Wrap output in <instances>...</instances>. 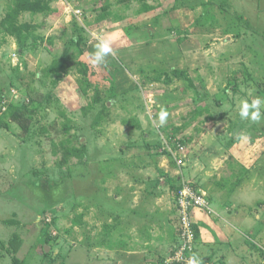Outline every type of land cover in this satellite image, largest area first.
Instances as JSON below:
<instances>
[{"label": "rangeland", "instance_id": "1", "mask_svg": "<svg viewBox=\"0 0 264 264\" xmlns=\"http://www.w3.org/2000/svg\"><path fill=\"white\" fill-rule=\"evenodd\" d=\"M47 1L22 46L0 0V264L182 260L185 182L210 205L197 264H264V0Z\"/></svg>", "mask_w": 264, "mask_h": 264}, {"label": "trees", "instance_id": "2", "mask_svg": "<svg viewBox=\"0 0 264 264\" xmlns=\"http://www.w3.org/2000/svg\"><path fill=\"white\" fill-rule=\"evenodd\" d=\"M15 4L10 7V9L8 10V13L6 14V17L3 19L1 26L3 28V31L5 33H7L8 35L15 37L17 39H19V42H21L22 46L24 45L25 41L27 39H29V27L25 24L23 25H19L20 24V17L24 14V13H32V15H37V14H44L46 12H51L52 11V7L50 6V3L47 0H15ZM141 2H146L149 0H139ZM152 1V0H151ZM144 9L146 11H151L153 10V7H151L148 4L144 5ZM106 11V9L104 10ZM108 16V10L106 13L101 14V17L99 20L104 21ZM67 53L68 51H66V53H64V55L62 56L61 60L58 62H54L52 64V66L50 68H48L46 70V73L48 76L52 75L53 73H59V71L61 70H65L64 69V63L67 60ZM84 66L83 64H81V67ZM137 126L140 127L141 123L137 122ZM79 154V151L66 147L65 151L63 152V165H68L70 159L72 158V156H77ZM184 186H190L191 188H193L194 191H201V189L196 185L193 184L191 182H185L184 185L182 184L180 187H177V189L175 187H173V192L175 194V202H176V215H177V219H178V225H179V237L180 240L184 239L185 241L188 242L189 248H185L184 250V255L182 256V260H171V261H163L164 263L162 264H189V261L194 260L195 264L198 263V258L196 255V249L199 248V246H202L204 244H202V240H201V229L202 227L204 228L206 226L205 223L197 222V219L195 218L192 224V239H188L185 236V231H184V225L182 224V212H181V208L178 205V201H176V197L178 195V191L182 188H184ZM176 190V191H175ZM203 191V190H202ZM208 200V198H207ZM108 228V227H107ZM217 239V243L218 246H222L223 244L221 240ZM202 244V245H201ZM20 243L15 239L13 240V244L11 247H13V250L16 251L19 248ZM207 246V244L205 245V247ZM181 247H179L180 249ZM206 249H208L206 247ZM10 249H8L7 251H9ZM177 250L174 252V257L177 256ZM217 251H211V254L216 253ZM184 258V259H183ZM172 259V258H171ZM16 264H23L21 263L19 260L15 261Z\"/></svg>", "mask_w": 264, "mask_h": 264}, {"label": "built area", "instance_id": "3", "mask_svg": "<svg viewBox=\"0 0 264 264\" xmlns=\"http://www.w3.org/2000/svg\"><path fill=\"white\" fill-rule=\"evenodd\" d=\"M177 159V158H176ZM178 160V159H177ZM178 162H181L178 160ZM176 201H178V205L181 208L182 212V224L184 225L185 236L188 239H192V216L195 211H203L207 213V209L209 208L207 196L203 191H194L190 186H184V188L178 191V195L176 197ZM171 260V259H170Z\"/></svg>", "mask_w": 264, "mask_h": 264}, {"label": "clouds", "instance_id": "4", "mask_svg": "<svg viewBox=\"0 0 264 264\" xmlns=\"http://www.w3.org/2000/svg\"><path fill=\"white\" fill-rule=\"evenodd\" d=\"M97 47H98V51L95 54V62L99 63L103 60L106 54L111 52V48L109 47L107 43H102L98 45ZM261 104H262V101L259 98L254 99L251 105H249L247 102H243L242 109L240 112L241 117L248 118L249 109L251 108V109H254V111L251 112V120L258 121L261 118V112H260ZM165 116H166V113H163L161 115L160 119L162 123L164 121ZM189 264H195V261L191 260L189 261Z\"/></svg>", "mask_w": 264, "mask_h": 264}, {"label": "crops", "instance_id": "5", "mask_svg": "<svg viewBox=\"0 0 264 264\" xmlns=\"http://www.w3.org/2000/svg\"><path fill=\"white\" fill-rule=\"evenodd\" d=\"M112 66V64H110V65H108L107 64V67L106 68H110ZM160 189V188H159ZM160 191V190H159ZM161 195V194H160ZM157 198H160V196L158 195V197ZM161 203H162V201H160ZM165 203V202H164ZM202 212L203 211H200V210H198V211H195V217H196V219H197V222H203V223H205L206 224V222H205V216L202 214ZM200 213V214H199ZM203 213H205V212H203ZM199 215H201V216H199ZM206 227V226H205ZM211 236H212V233H209ZM214 234V233H213ZM214 238L216 239V238H218V236L217 235H215L214 234Z\"/></svg>", "mask_w": 264, "mask_h": 264}]
</instances>
